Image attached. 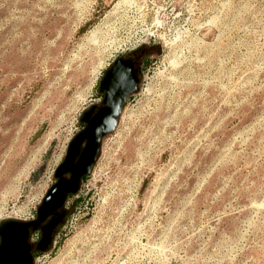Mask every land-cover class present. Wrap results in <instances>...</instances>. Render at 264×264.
<instances>
[{
	"label": "rangeland",
	"instance_id": "rangeland-1",
	"mask_svg": "<svg viewBox=\"0 0 264 264\" xmlns=\"http://www.w3.org/2000/svg\"><path fill=\"white\" fill-rule=\"evenodd\" d=\"M142 46L141 90L36 264H264V0H0V222L36 218Z\"/></svg>",
	"mask_w": 264,
	"mask_h": 264
},
{
	"label": "water",
	"instance_id": "water-1",
	"mask_svg": "<svg viewBox=\"0 0 264 264\" xmlns=\"http://www.w3.org/2000/svg\"><path fill=\"white\" fill-rule=\"evenodd\" d=\"M147 53L145 46L128 55L121 53L106 70L99 85L104 99L81 117L85 126L70 142L66 157L55 172L56 182L38 207L37 218L0 222V264H35L34 251L49 250L58 227L65 221L69 196L79 193L83 178L91 175L101 155L103 139L115 132L128 99L141 90ZM37 231L42 232V238L33 243Z\"/></svg>",
	"mask_w": 264,
	"mask_h": 264
},
{
	"label": "flooded vegetation",
	"instance_id": "flooded-vegetation-1",
	"mask_svg": "<svg viewBox=\"0 0 264 264\" xmlns=\"http://www.w3.org/2000/svg\"><path fill=\"white\" fill-rule=\"evenodd\" d=\"M111 65V64H110ZM131 98V97H130ZM129 98V99H130ZM103 99H104V94H101V98H100V100L96 103V104H93V105H100L101 103H102V101H103ZM128 99V100H129ZM92 105V106H93ZM85 126V125H84ZM84 128V127H83ZM85 178L86 177H84L83 178V181L85 180ZM83 183V182H82ZM71 196H69V198H70ZM68 198V199H69ZM67 202H68V200H67ZM66 207H67V203H66ZM68 207H67V214H68ZM67 214H66V217H67ZM66 217H65V220H66ZM36 218H37V215H36ZM35 217H34V219H36ZM34 219H32V220H34ZM65 222V221H64ZM64 224V223H63ZM62 224V225H63ZM62 225H60L59 227H58V230H57V233H56V235H55V237H54V239H53V242H52V244L50 245V247H49V250L48 251H50L53 247H55L56 246V244H57V237H58V233H59V230H60V228H61V226ZM41 238H42V232L41 231H37L34 235H33V243H38L40 240H41ZM48 251H46V252H48ZM46 252H39V251H34V258H35V264H36V259H37V257L39 256V255H42V254H44V253H46Z\"/></svg>",
	"mask_w": 264,
	"mask_h": 264
}]
</instances>
